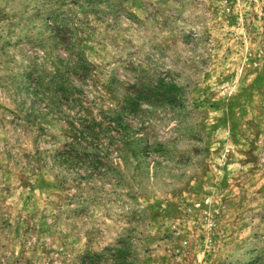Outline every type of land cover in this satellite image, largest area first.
<instances>
[{"label":"rangeland","instance_id":"1","mask_svg":"<svg viewBox=\"0 0 264 264\" xmlns=\"http://www.w3.org/2000/svg\"><path fill=\"white\" fill-rule=\"evenodd\" d=\"M0 264H264V0H0Z\"/></svg>","mask_w":264,"mask_h":264},{"label":"trees","instance_id":"2","mask_svg":"<svg viewBox=\"0 0 264 264\" xmlns=\"http://www.w3.org/2000/svg\"><path fill=\"white\" fill-rule=\"evenodd\" d=\"M155 91L157 92V91H159V89H157V88H154V89H153L152 93H153L154 96H156V94H158V93H156ZM154 92H155V93H154Z\"/></svg>","mask_w":264,"mask_h":264}]
</instances>
